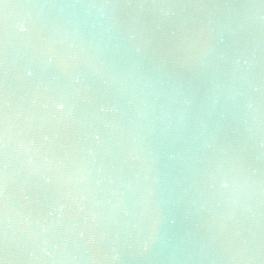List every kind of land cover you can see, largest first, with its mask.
<instances>
[{"label": "water", "instance_id": "95a60500", "mask_svg": "<svg viewBox=\"0 0 264 264\" xmlns=\"http://www.w3.org/2000/svg\"><path fill=\"white\" fill-rule=\"evenodd\" d=\"M0 260L264 264V0H4Z\"/></svg>", "mask_w": 264, "mask_h": 264}, {"label": "snow or ice", "instance_id": "6c2138e0", "mask_svg": "<svg viewBox=\"0 0 264 264\" xmlns=\"http://www.w3.org/2000/svg\"><path fill=\"white\" fill-rule=\"evenodd\" d=\"M4 0H0V4H3ZM0 264H3V261L0 260Z\"/></svg>", "mask_w": 264, "mask_h": 264}, {"label": "clouds", "instance_id": "9594fccd", "mask_svg": "<svg viewBox=\"0 0 264 264\" xmlns=\"http://www.w3.org/2000/svg\"><path fill=\"white\" fill-rule=\"evenodd\" d=\"M23 30V29H22ZM30 74V73H29ZM58 107H63V105H58ZM224 187H227V185L225 184Z\"/></svg>", "mask_w": 264, "mask_h": 264}]
</instances>
